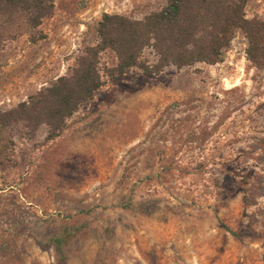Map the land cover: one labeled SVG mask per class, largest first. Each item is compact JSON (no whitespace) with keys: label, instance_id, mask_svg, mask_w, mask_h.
<instances>
[{"label":"rangeland","instance_id":"obj_1","mask_svg":"<svg viewBox=\"0 0 264 264\" xmlns=\"http://www.w3.org/2000/svg\"><path fill=\"white\" fill-rule=\"evenodd\" d=\"M53 1L43 39L0 47V109L65 76L103 14L140 20L165 2ZM245 16L264 21V0ZM245 50L237 34L215 65L103 76L58 138L13 137L0 156V264H264V69ZM116 63L100 55L103 72Z\"/></svg>","mask_w":264,"mask_h":264},{"label":"trees","instance_id":"obj_2","mask_svg":"<svg viewBox=\"0 0 264 264\" xmlns=\"http://www.w3.org/2000/svg\"><path fill=\"white\" fill-rule=\"evenodd\" d=\"M247 0H165L140 20L103 14L97 44L80 52L65 76L12 109H0V156L21 132L33 136L47 130L46 141L58 138L67 121L89 104L103 87L102 77L115 80L129 69L158 75L167 68L189 69L196 64L222 62L237 34L246 42L245 56L255 69H264V21L248 20ZM54 12L53 0H0V47L28 35L32 44L41 23ZM149 51L153 61L144 57ZM114 54L117 63L100 69V55ZM15 133V135H13ZM19 134V135H18ZM60 250V239L52 241Z\"/></svg>","mask_w":264,"mask_h":264}]
</instances>
